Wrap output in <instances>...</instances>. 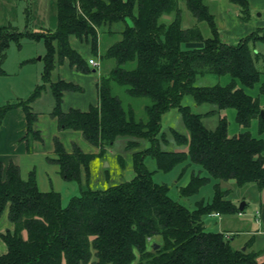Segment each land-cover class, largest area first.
Masks as SVG:
<instances>
[{"label":"trees","instance_id":"1","mask_svg":"<svg viewBox=\"0 0 264 264\" xmlns=\"http://www.w3.org/2000/svg\"><path fill=\"white\" fill-rule=\"evenodd\" d=\"M230 1L239 6L240 16L248 15L247 0ZM180 3L196 21L207 23L209 36L197 24H182ZM165 15L171 16L165 19ZM47 31L9 32L0 25V63L11 40L20 45V38L42 39L46 47L43 83L35 85L25 99L0 104V123L7 110L21 107L26 138H39L33 129L36 113L30 102L48 82L54 97L49 113L59 129L79 130L99 148L97 154L123 139L131 150L134 173L100 190L81 186L79 194L62 206L59 192L38 189L33 170L22 178L12 162L4 172L0 167V216L6 210L12 223L11 229L0 232L6 245L0 264H263L257 261V252L235 247L223 232L205 230L202 215L243 210L245 204L239 209V203L227 197L230 189L220 188V181L238 186L253 183L264 194V107L260 99L264 78L260 81L257 52L249 46L264 34L252 33L236 43H225L205 0H55V25ZM97 32L119 36L100 53L112 58L114 65L97 82L98 101L86 110H62V92L80 87L59 78L51 80L50 73L64 59L77 70H88L68 37H90V50L97 54ZM184 42L202 45L184 48ZM222 75L230 77L225 84L206 79ZM256 84L252 95L247 90ZM115 85L123 86L132 97L148 99L143 118H135L132 109L123 106L113 91ZM184 95L212 108L194 112L184 104ZM172 107L179 111L186 132L170 128L173 140H169L160 119ZM228 108L234 109L235 122L242 128L237 133L228 131L223 114ZM214 113L218 120L210 129L202 117ZM253 121L256 136L248 130ZM170 143L178 149L161 147ZM94 155L75 143L66 151L55 136L46 160L57 165L64 179L80 181L81 168L87 177ZM147 155L154 158L158 170L167 171L178 163H184L182 172L190 164L205 170L207 175L200 174V169L191 173L180 194L192 195L213 179L211 199L197 200L189 209L170 198L168 185L153 181L144 163ZM154 236L160 241L149 243Z\"/></svg>","mask_w":264,"mask_h":264},{"label":"rangeland","instance_id":"2","mask_svg":"<svg viewBox=\"0 0 264 264\" xmlns=\"http://www.w3.org/2000/svg\"><path fill=\"white\" fill-rule=\"evenodd\" d=\"M180 7L182 24L184 26L197 24L204 36L210 35V30L206 22L196 21L184 3H180ZM210 7L211 9H214V6ZM258 11L259 9L255 13H258ZM262 15L264 18V13ZM170 16L171 15H165L163 17L168 19ZM0 25L6 26L9 32L41 30L42 32L47 33V29H53L55 25V0H0ZM114 27L119 28L120 23H114ZM97 37V54H93L91 51H89V53L85 50L80 51V54L86 59V61L89 57H92L99 61V66L94 67L87 62L88 70H77L81 73L80 76H82L80 78V82H78L80 87L79 90L83 89L88 91L91 89L90 78L92 79V77H96L98 82L100 77L107 75L114 65L112 58L101 56L100 53L103 52L108 42H111L119 37L118 34L115 33L111 36H107V34L105 35L99 32ZM85 40L90 48V37ZM18 42L20 45L16 44L15 40H11L9 42V45L5 50V56L0 63V104L5 102L12 103L18 99L27 98L33 92L35 87L34 86L29 92H26V85L29 83L28 78L31 74L33 75V73L40 76V82L36 83V85L43 83L41 80V74L44 69L43 56L46 52L44 41L42 39L33 40L24 37L20 38ZM255 42L259 45V47L262 44L261 48L263 49L261 52L263 60L261 58L256 61L257 68L262 72L260 75V81H262L264 78V40L262 42ZM189 44L190 42H184L183 47H192ZM26 61L31 63H29V65H27V63L23 64ZM50 78L51 80L58 78L55 73V69H53L50 73ZM206 79H208V81L210 79L209 82H219L221 84L225 81V77L222 76L218 78L207 77ZM201 81H203V79H201ZM228 81L229 76L227 78V82ZM95 86L96 85H94V87ZM256 87L257 84L252 89H248L249 92L250 90H255ZM44 88L42 90L43 92L46 91L47 94L48 92H51L48 82L44 83ZM113 91L119 97L123 106L130 107L132 109L135 118L144 117L143 106L148 102L147 98L132 97L128 95L124 87L120 85H115ZM41 96V105L42 107H46V105H48V96L45 97L44 93H42ZM183 102L184 104H188L194 112L203 113L204 111L212 108V105L209 103H194L190 95H184ZM30 105L32 106L31 102ZM262 106L264 107V105ZM227 110L226 118L228 121V128L229 130H233L236 126H238L234 119V109L230 108ZM217 120L218 115L215 113L202 117V121L206 127L210 129L215 127ZM160 124L162 126V130L165 131L166 138L169 140H173L169 130L170 128H174L178 132H186L181 115L174 107L168 109L161 115ZM248 130L252 135H257V126L255 124L252 123ZM161 147L169 150L178 149V147L173 143H170L168 146L161 145ZM78 148L85 153L95 154L88 163L87 177L85 170L81 168L80 181L74 179H64L58 172L57 165L52 162H47L46 159L43 163L40 159L34 162L38 189L41 191L55 190L59 192L62 206H65L72 196L79 194L81 186L87 185L90 189L100 190L112 184L127 180L131 178L134 173L131 162V150L126 149L125 141L121 138H118L111 146H106L105 152L102 154H97L99 148L91 143L89 147L90 149L88 150H84L79 146ZM71 150L72 148L70 151ZM144 163L146 167L152 171L153 181L156 183H166L168 185L169 197L178 201L187 208L193 209L197 200L202 199L207 202L211 199L213 194V179L201 185L197 192L192 195L182 196L180 194V187L187 182L191 173H196L198 172V169H200V174L207 175V172L197 165L190 164L182 172L181 169L184 163H178L171 169L162 171L156 168V162L150 155L145 156ZM22 177L26 178L25 176ZM220 188L230 189L227 197L235 203L244 201L245 206L241 212L231 214H219L214 212L203 214L202 221L205 230L228 231L229 233L230 231H236L237 228H243L244 223H246L249 227L255 226V216H257L255 214V210L259 207L261 190L257 189L253 183L238 186L233 181H220ZM238 232V236L235 234L234 236L232 235V238L235 239L234 241H239L249 236L247 234L240 233L239 230ZM152 241H160V237L154 236L150 238L148 242L150 243Z\"/></svg>","mask_w":264,"mask_h":264},{"label":"crops","instance_id":"3","mask_svg":"<svg viewBox=\"0 0 264 264\" xmlns=\"http://www.w3.org/2000/svg\"><path fill=\"white\" fill-rule=\"evenodd\" d=\"M205 2L207 3L211 12L214 14L219 36H223L221 39L225 43H236L243 37L252 33H256L257 36L264 34V18L262 15L264 13V0H247L249 13L246 17L240 16L239 6L230 0H205ZM210 6H214V9H211ZM258 9V13H255ZM68 40L71 47L76 49L79 53L82 50H85L88 53L91 51L88 43L83 38L70 35ZM263 40L264 37L257 38L256 40L249 42V46H252L257 52V60L261 58L263 60V55L261 53L263 49L261 48L262 44L259 47L255 41L262 42ZM189 45L192 47H201L202 43L190 42ZM25 63L29 65L31 62L26 61L23 64ZM54 69L59 79L71 82L79 87L78 82H80V78L82 77L80 76L81 73L77 71L74 65H70L67 59H64L60 64L55 66ZM222 77H225V81H223L222 84L227 83L228 75H222ZM28 79L29 83L26 85V92H29L36 85V83L40 82V76L33 73V75L31 74ZM90 83L91 89L88 91L83 89L79 90V88L76 90H64L62 92L61 101L62 110H68L71 107L86 110L90 105H95L98 101L97 78H90ZM94 85L96 86L94 87ZM43 88L31 101V108L36 113L33 129L38 132L39 138L30 136L26 138V121L21 107H14L7 110L2 117L0 123V167L2 168L3 172L9 162H12L18 166L21 177H27L28 173L33 170L35 172L36 178L34 162L40 159L43 163L46 159V156L52 153L53 138L55 136L62 143L66 151H70L72 148V143H75L84 150L90 149V143L84 139L79 130H74L71 128L59 129L56 118L51 116L49 113L52 110L54 104V97L52 92H48V94L46 91L43 92ZM247 91L249 92V90ZM256 91L257 87L255 90H250L249 93L255 95ZM41 92L44 93L45 97L48 96V105H46V107H42L41 105ZM260 99L262 105H264V96H260ZM227 111L228 110L225 109L223 114L226 115ZM252 123L256 125V121H253ZM241 130L242 128L240 126H236L233 130L228 129L230 133H237ZM260 196L261 199L259 200V207L257 210H255V214L257 215L255 216V226L249 227L246 223H244L243 228H237L240 233L249 235L248 237L239 241H234L235 239L232 238V235H239L237 229L236 231H230L229 233L228 231L221 232L224 233L226 238H230L232 245L234 244L235 247L246 248L248 250L257 252V261L264 264L263 191H261ZM11 228L12 223L8 220L7 212L5 210L0 216V232ZM5 251L6 245L0 238V254L4 253Z\"/></svg>","mask_w":264,"mask_h":264},{"label":"built area","instance_id":"4","mask_svg":"<svg viewBox=\"0 0 264 264\" xmlns=\"http://www.w3.org/2000/svg\"><path fill=\"white\" fill-rule=\"evenodd\" d=\"M87 62H88V64H90L91 66H94V67H97L99 65V62L92 57H89Z\"/></svg>","mask_w":264,"mask_h":264},{"label":"water","instance_id":"5","mask_svg":"<svg viewBox=\"0 0 264 264\" xmlns=\"http://www.w3.org/2000/svg\"><path fill=\"white\" fill-rule=\"evenodd\" d=\"M261 113L263 114L264 113V110H261ZM245 202L244 201H241L238 205L239 209H242L243 206H244ZM243 249V248H242Z\"/></svg>","mask_w":264,"mask_h":264}]
</instances>
